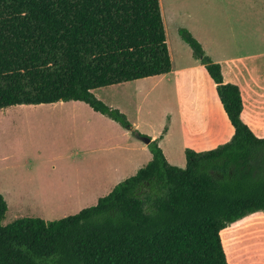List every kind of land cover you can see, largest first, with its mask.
Wrapping results in <instances>:
<instances>
[{"label":"trees","instance_id":"1","mask_svg":"<svg viewBox=\"0 0 264 264\" xmlns=\"http://www.w3.org/2000/svg\"><path fill=\"white\" fill-rule=\"evenodd\" d=\"M179 35L216 84L231 141L186 149L179 168L160 147L165 128L135 176L57 221L4 225L0 194V264H229L221 231L264 212V138L243 122L241 90L224 82L221 65L189 30ZM172 69L160 0H0V110L83 102L143 140L93 91Z\"/></svg>","mask_w":264,"mask_h":264},{"label":"rangeland","instance_id":"2","mask_svg":"<svg viewBox=\"0 0 264 264\" xmlns=\"http://www.w3.org/2000/svg\"><path fill=\"white\" fill-rule=\"evenodd\" d=\"M163 22L175 65L178 66L184 59L188 61L190 57L193 58L190 47L179 35V29L186 27L177 29L175 23H170L164 16ZM179 56L181 59L178 60ZM147 81L145 85L143 81H135L98 89L93 93L107 106L125 114L131 124L136 118L135 102H142V120L149 125L150 132L158 130L162 125L160 137L165 128L171 129V142L166 143L164 149L172 165L184 168L186 156L185 152H181L174 97L168 96L167 92L160 95L156 92L143 102L140 93H145L146 88L153 84L152 81ZM136 92L138 97L135 99ZM204 92L211 97L207 89ZM55 105H22L0 110V194L8 203L4 225L23 217L57 221L76 215L95 206L106 189L113 184L116 187L125 179L135 176L152 159L148 148V159L141 156L133 165H121L112 150L117 143L114 139L106 141L104 145L91 146L87 152L76 155L73 151L83 140L82 126L85 131L108 130L110 126L102 121L108 118L98 115L84 103ZM195 113L194 120L200 111L196 110ZM114 125L118 127L119 124ZM194 129L200 131L209 144L217 139L210 126L203 121L196 122ZM131 137L134 141L144 143L132 134ZM93 151L96 152L91 153ZM114 175L117 178H112L109 183L111 180L108 179ZM116 180L118 181L114 182ZM256 216L258 215L248 216L223 232L230 256L234 246L242 247L247 241H264V217Z\"/></svg>","mask_w":264,"mask_h":264},{"label":"crops","instance_id":"3","mask_svg":"<svg viewBox=\"0 0 264 264\" xmlns=\"http://www.w3.org/2000/svg\"><path fill=\"white\" fill-rule=\"evenodd\" d=\"M160 5L163 16L170 20V23H175L177 29L186 27L200 42L206 55L221 65L224 82L239 87L244 104L241 118L258 138H264V0H160ZM191 53L190 50V55ZM179 59H181L180 56ZM172 63L173 69L167 75L137 80L143 81V85L148 83L146 80L153 82L148 89L146 88L145 93H140L142 101H146L150 94L156 92H159V95L167 92L168 96L174 97L181 136V152H185L186 149L196 152L209 151L231 141L235 129L219 99L216 84L205 67L194 57H190L188 61L184 59L178 66L175 65L173 59ZM205 89L211 97L204 92ZM136 97H138L137 92L134 94L135 99ZM55 104L49 105L56 106ZM141 104L142 102H135L136 118L132 125L142 134L156 140L159 138L162 125L158 127V130L150 132L149 125L142 120ZM196 110L200 111L199 116L201 117L197 116L194 120ZM199 120L209 125L211 132L215 133L217 139L213 144L205 142L204 135L194 129ZM102 121L110 127L108 130H98L100 133L93 130L85 131L82 126L83 140L80 146H76L73 153L81 155L91 146L104 145L106 141L110 142L114 139L117 143L112 150L121 165H133L135 160L141 156L148 159L149 151L145 143L134 141L128 131L123 130L119 125L115 126L116 122L109 118ZM170 134L171 129L160 142V147L168 161L170 158L164 146L166 143L170 144ZM78 149L81 150L78 151ZM112 178L117 177L116 175L110 177L109 183L112 182ZM114 187L113 184L100 196L109 195ZM100 199H96V202L98 203ZM253 215L261 218L264 217V212H257ZM231 225L226 229H230ZM223 231H221V238L229 264H264V247L258 246H263L264 241L260 243L247 241L242 247L234 246L231 248L230 256L222 237Z\"/></svg>","mask_w":264,"mask_h":264},{"label":"water","instance_id":"4","mask_svg":"<svg viewBox=\"0 0 264 264\" xmlns=\"http://www.w3.org/2000/svg\"><path fill=\"white\" fill-rule=\"evenodd\" d=\"M142 141H143L146 145H148V144H150L151 139H150V138H144Z\"/></svg>","mask_w":264,"mask_h":264}]
</instances>
